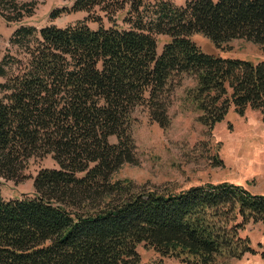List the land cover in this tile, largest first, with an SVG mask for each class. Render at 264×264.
<instances>
[{
	"label": "trees",
	"instance_id": "obj_1",
	"mask_svg": "<svg viewBox=\"0 0 264 264\" xmlns=\"http://www.w3.org/2000/svg\"><path fill=\"white\" fill-rule=\"evenodd\" d=\"M11 2L0 0L9 23L34 15L35 3L17 10ZM124 10L128 28L115 19ZM73 11L88 19L66 28L20 25L0 62V177L29 180L34 158L51 156L58 165L37 173L32 197L5 200L0 193V264H139V244L185 264L255 254L241 231L264 223L263 194L227 183L178 193L138 190L112 176L138 162L133 113L142 107L168 128L185 77L196 83L188 93L205 127L224 121L231 107L240 116L259 111L264 122V61L218 58L191 40L203 33L217 45H264V0H190L180 7L76 0ZM96 12L103 17L92 18ZM158 36L170 39L161 53Z\"/></svg>",
	"mask_w": 264,
	"mask_h": 264
},
{
	"label": "rangeland",
	"instance_id": "obj_2",
	"mask_svg": "<svg viewBox=\"0 0 264 264\" xmlns=\"http://www.w3.org/2000/svg\"><path fill=\"white\" fill-rule=\"evenodd\" d=\"M11 1V0H9ZM76 0H12L17 10L24 4L35 3V13L21 23H9L0 12V62L9 49L10 40L20 25L35 26L38 29L55 25L59 28L75 26L88 19L87 12H75ZM177 6H185L190 0H163ZM5 3V1H3ZM3 9L0 4V10ZM23 10V9H22ZM24 12V11H23ZM57 13L52 17L53 13ZM8 14L18 15L17 11ZM103 17L100 12L94 16ZM127 10L115 16L121 28ZM105 28L111 26L103 18ZM93 30L99 23H87ZM161 53L162 47L170 39L157 37ZM191 40L205 54L223 59H233L258 64L264 61V45L245 39H235L221 45L215 44L203 33H195ZM16 50V49H15ZM12 50V52H15ZM196 86L191 77H185L178 87L169 108L170 125L162 129L152 122L148 112L139 107L132 115L131 131L137 146V164H125L112 176V181H130L138 190L158 189L161 192L178 193L190 187L206 183L239 186L254 194L264 195V122L259 111L248 109L244 116L231 107L224 121L213 129L199 122L200 113L189 95ZM116 142V138L110 139ZM56 161L47 156L29 161L27 174L31 178L23 183L8 181L0 177V193L5 200H15L34 195V178L41 169H57ZM241 236L249 238L255 254L242 259H231L223 264H264V223L250 222L241 231ZM139 264H185L175 257H163L153 248L144 244L137 246Z\"/></svg>",
	"mask_w": 264,
	"mask_h": 264
}]
</instances>
